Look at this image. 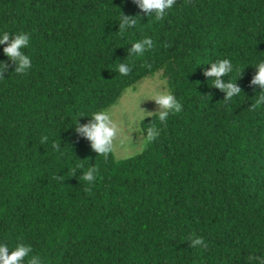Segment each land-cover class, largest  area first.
Segmentation results:
<instances>
[{"label": "trees", "instance_id": "16d2710c", "mask_svg": "<svg viewBox=\"0 0 264 264\" xmlns=\"http://www.w3.org/2000/svg\"><path fill=\"white\" fill-rule=\"evenodd\" d=\"M123 14L138 17L121 33ZM0 32L29 33L32 60L16 73L0 45V243L30 245L24 264H259L264 0H177L160 20L136 0H0ZM145 37L154 47L137 57ZM218 59L234 66L231 100L205 75ZM158 72L181 112L144 119L146 140L159 135L135 157L95 152L78 126Z\"/></svg>", "mask_w": 264, "mask_h": 264}, {"label": "clouds", "instance_id": "9594fccd", "mask_svg": "<svg viewBox=\"0 0 264 264\" xmlns=\"http://www.w3.org/2000/svg\"><path fill=\"white\" fill-rule=\"evenodd\" d=\"M140 9L153 16L156 20L163 19L167 15V10L172 9L177 0H136ZM138 17V16H137ZM137 17H129L123 14L120 17L121 25L120 32L123 33L127 29H132L137 24ZM10 36L12 37L10 40ZM31 40L29 33L20 32L16 35H10L8 32H0V45L4 47V53L8 58L17 64L16 73H26L32 67V60L29 55L25 54L23 49L27 48ZM154 47L151 37H145L133 43V48L130 50L134 52L137 57H142L144 53ZM211 67L205 71V75L213 77L212 86L225 91V100H231L234 96L241 92L240 87L231 80L225 81L223 78L233 71V63L230 59H218L215 62H209ZM257 73L252 80V84L258 85L261 88V93H264V60L256 64ZM3 70H6V65L0 64V78H3ZM116 70L121 75L129 74V67L125 63H120ZM156 103L167 111H162L158 114V118L162 123H166L167 118L172 113H179L182 110L181 103L176 96L167 91L161 90L154 95ZM257 103H264V95H261ZM91 119L87 124L79 125L78 131L82 133L87 139L91 141L92 149L98 154L107 156L114 151V141L117 138L119 125L113 119L112 114L107 110H100L92 113ZM159 135V129L149 128L147 131V140L152 141ZM46 139V138H45ZM123 143V141H121ZM53 148H59V145L53 144ZM98 169L95 167L84 171L80 179L92 184L96 180V173ZM59 180L60 177H57ZM193 247H207L206 241L201 236L192 238ZM32 253L30 245L23 243L18 244L14 250H10L9 246L0 243V264H24L25 258ZM28 264H43V261L38 255H32L28 259ZM259 264H264V258H260Z\"/></svg>", "mask_w": 264, "mask_h": 264}, {"label": "rangeland", "instance_id": "374dc122", "mask_svg": "<svg viewBox=\"0 0 264 264\" xmlns=\"http://www.w3.org/2000/svg\"><path fill=\"white\" fill-rule=\"evenodd\" d=\"M161 90L170 92V85L163 72H158L127 89L118 102L107 110L112 114L120 129L114 141L113 152L116 159L124 160L135 157L147 147L141 123L154 114L167 111L162 109L154 99V95Z\"/></svg>", "mask_w": 264, "mask_h": 264}]
</instances>
